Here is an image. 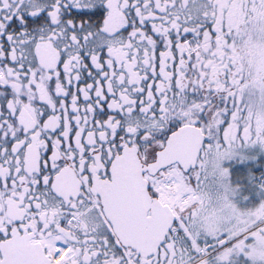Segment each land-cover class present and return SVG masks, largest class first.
Masks as SVG:
<instances>
[{
	"label": "snow or ice",
	"instance_id": "obj_1",
	"mask_svg": "<svg viewBox=\"0 0 264 264\" xmlns=\"http://www.w3.org/2000/svg\"><path fill=\"white\" fill-rule=\"evenodd\" d=\"M0 264H264V0H0Z\"/></svg>",
	"mask_w": 264,
	"mask_h": 264
}]
</instances>
